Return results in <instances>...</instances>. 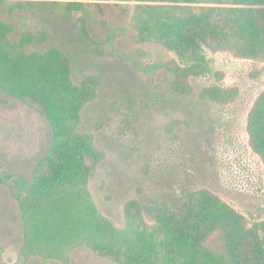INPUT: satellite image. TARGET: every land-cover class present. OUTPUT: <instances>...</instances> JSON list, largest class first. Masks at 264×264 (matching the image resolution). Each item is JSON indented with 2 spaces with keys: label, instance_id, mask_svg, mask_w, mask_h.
I'll use <instances>...</instances> for the list:
<instances>
[{
  "label": "rangeland",
  "instance_id": "obj_1",
  "mask_svg": "<svg viewBox=\"0 0 264 264\" xmlns=\"http://www.w3.org/2000/svg\"><path fill=\"white\" fill-rule=\"evenodd\" d=\"M72 1L77 2L72 10L58 9L57 4ZM147 3L2 0L0 19L12 26V42L23 32L41 38L26 45L27 52L54 45L70 57L69 92L79 105L74 130L85 158L95 161L86 187L114 225L125 226L124 202L138 198L149 234L161 197L179 198L184 190L197 189L206 191L201 196L213 194L264 238V158L246 128L264 93V35L254 38L243 29V12L186 3L193 9H177L176 16L208 30L196 34L199 48L193 59L169 45V38L141 31L148 14L140 6ZM72 24L79 32L84 24L90 50L77 41ZM170 70L180 74L178 88ZM91 75L100 78L98 87L85 82ZM218 90L226 94L215 101ZM56 133L46 106L0 93V264L21 262L19 179L30 182L55 169V140L61 139ZM220 236L212 234L202 246L227 256ZM147 258H117L81 244L64 262L31 254L24 264H163Z\"/></svg>",
  "mask_w": 264,
  "mask_h": 264
},
{
  "label": "trees",
  "instance_id": "obj_2",
  "mask_svg": "<svg viewBox=\"0 0 264 264\" xmlns=\"http://www.w3.org/2000/svg\"><path fill=\"white\" fill-rule=\"evenodd\" d=\"M143 1L148 3L140 7L148 15L140 22L141 31H145L148 37L169 38V45L192 58L199 48L196 34L208 30L176 16L177 9H193L186 3L201 1L209 4L208 9L219 7L225 11L243 12L247 16L242 21L243 29L254 38L264 35V0ZM76 3L72 1L57 6L61 10H72ZM70 30L77 41L90 50L84 24L80 32L75 30L74 24ZM11 31L12 26L0 19V93L28 99L39 107L46 106L55 119L56 135L61 138L55 140V169L52 172L33 176L30 182L19 179L18 198L23 221L20 264H24L31 254L64 262L69 251L81 244L110 251L117 258L135 260L148 257V261L155 257L163 264H264V238H260L252 227H246L244 218L213 194L209 193L210 197L199 195L205 190L187 189L179 198L161 197L156 203L155 225L149 234L138 198L124 202L128 215L124 227H117L101 214L86 187L95 161L85 158L80 134L74 130L77 118L73 114L79 105L75 107L76 98L69 92L71 59L54 45L44 51L27 52L26 45L39 42L41 38L23 32L17 41L12 42L8 36ZM170 71L175 75L173 84L178 88L181 86L180 74ZM83 81L78 85L88 81L95 87L100 85L97 75L88 76ZM225 94L226 91L218 90L213 99L220 101ZM251 116L246 126L248 137L256 152L264 158V93L254 104ZM260 223L264 231V220ZM217 232L223 238L227 256L203 247L202 242Z\"/></svg>",
  "mask_w": 264,
  "mask_h": 264
}]
</instances>
